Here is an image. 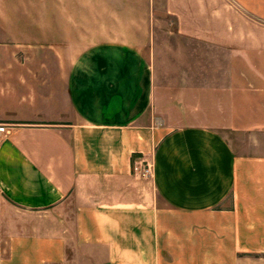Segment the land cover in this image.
<instances>
[{
	"label": "crops",
	"instance_id": "obj_1",
	"mask_svg": "<svg viewBox=\"0 0 264 264\" xmlns=\"http://www.w3.org/2000/svg\"><path fill=\"white\" fill-rule=\"evenodd\" d=\"M164 10L208 53L171 98L153 0H0V264H264V0Z\"/></svg>",
	"mask_w": 264,
	"mask_h": 264
},
{
	"label": "rangeland",
	"instance_id": "obj_2",
	"mask_svg": "<svg viewBox=\"0 0 264 264\" xmlns=\"http://www.w3.org/2000/svg\"><path fill=\"white\" fill-rule=\"evenodd\" d=\"M164 3L165 0H153L154 47L152 51L149 49V58L155 66L156 89L165 90L164 95L171 98L181 91L202 88L201 85L208 78V53L201 44L189 42L175 34V20L166 14ZM158 98L157 109L160 113L168 114V117L154 116L153 125H159L161 120L168 119L170 128L180 126L183 119L177 116L171 106L176 105V102L165 103ZM226 134L228 138H232V135ZM137 159L143 167L150 165L152 169V154L142 155ZM150 179L148 177L146 180Z\"/></svg>",
	"mask_w": 264,
	"mask_h": 264
},
{
	"label": "built area",
	"instance_id": "obj_3",
	"mask_svg": "<svg viewBox=\"0 0 264 264\" xmlns=\"http://www.w3.org/2000/svg\"><path fill=\"white\" fill-rule=\"evenodd\" d=\"M1 133H5L4 125H0ZM132 174L140 179H147L148 177H152V169L150 165L143 167L141 161L136 158L132 161Z\"/></svg>",
	"mask_w": 264,
	"mask_h": 264
},
{
	"label": "trees",
	"instance_id": "obj_4",
	"mask_svg": "<svg viewBox=\"0 0 264 264\" xmlns=\"http://www.w3.org/2000/svg\"><path fill=\"white\" fill-rule=\"evenodd\" d=\"M136 157H138V155H133V156H132V161H133V159L136 158Z\"/></svg>",
	"mask_w": 264,
	"mask_h": 264
}]
</instances>
